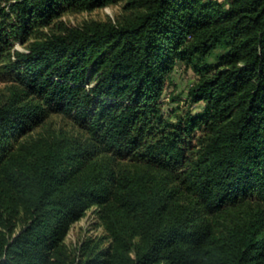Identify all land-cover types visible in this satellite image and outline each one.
I'll return each instance as SVG.
<instances>
[{
  "label": "trees",
  "instance_id": "obj_1",
  "mask_svg": "<svg viewBox=\"0 0 264 264\" xmlns=\"http://www.w3.org/2000/svg\"><path fill=\"white\" fill-rule=\"evenodd\" d=\"M121 1L0 0V264H264V0Z\"/></svg>",
  "mask_w": 264,
  "mask_h": 264
},
{
  "label": "rangeland",
  "instance_id": "obj_2",
  "mask_svg": "<svg viewBox=\"0 0 264 264\" xmlns=\"http://www.w3.org/2000/svg\"><path fill=\"white\" fill-rule=\"evenodd\" d=\"M129 0H123L113 5L106 6L104 8L95 9L91 12H78V13H65L61 19L70 26H80L89 21H116L120 19L124 14H128L126 6ZM3 6V5H2ZM15 48L19 50H25L24 47L19 44H15ZM218 54L220 51H217ZM215 57L210 58L209 62L212 63ZM197 75L195 72L184 66H178L171 75V78L166 85L163 97L161 99L162 110L164 115L167 116L176 111L177 114L184 116L189 110L197 112L200 107L198 105L190 106L188 101V90L196 82ZM4 87V84L0 83V88ZM50 121L54 127L67 128V122L59 116H51ZM105 236L103 227L97 217L95 208H91L87 211L84 217L76 221L70 228L65 237V244L73 251L82 242L92 239L97 240Z\"/></svg>",
  "mask_w": 264,
  "mask_h": 264
}]
</instances>
